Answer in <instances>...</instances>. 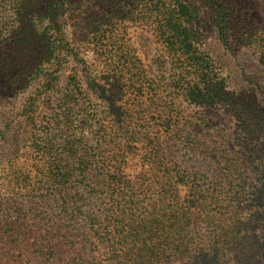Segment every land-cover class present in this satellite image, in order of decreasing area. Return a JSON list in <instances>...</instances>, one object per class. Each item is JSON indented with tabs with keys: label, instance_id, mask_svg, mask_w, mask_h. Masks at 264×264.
Returning <instances> with one entry per match:
<instances>
[{
	"label": "trees",
	"instance_id": "obj_1",
	"mask_svg": "<svg viewBox=\"0 0 264 264\" xmlns=\"http://www.w3.org/2000/svg\"><path fill=\"white\" fill-rule=\"evenodd\" d=\"M75 2L79 0H0V91L22 101L15 120L3 122L0 133L5 149L0 158V264H262L264 197L253 216L243 217L246 154L221 149L211 156L198 147L203 160L214 159L222 170L205 183L207 175L194 165L183 171L169 168V151L160 152L161 135L174 127L170 120L150 138L146 128L118 116L115 106L111 114L115 118L96 112L91 120L87 113L76 116L71 100L56 97V104L51 98L42 101L49 108L43 115L39 112L42 102L31 92L32 84L39 79L45 80L44 87L54 82L56 91L61 87L58 73L65 70L63 59L73 52L66 9ZM173 2L153 4L158 11L169 5L156 26L171 58L189 55L186 73L196 81L192 87L180 83L179 89L194 104L221 101L224 89L215 82L218 77L203 56L200 38L183 28V18L189 17L187 5ZM217 11L216 27L227 44L235 29L233 17L224 6ZM107 38L112 42V33ZM137 96L154 97L146 91ZM250 104L229 101L227 108L238 130L255 138L264 133V111ZM93 129L99 136L96 149L85 144ZM180 133L177 130L176 135ZM56 137L66 151L60 156L48 149ZM236 143L238 147L240 142ZM188 146L197 148L193 142ZM86 148L98 155L91 156ZM141 149L154 176L131 182L125 174L127 161L139 156ZM247 153L263 174L264 165L257 160L264 161V145ZM180 185L189 192V212H179L173 205V192L183 188ZM250 195L257 200V192ZM54 210L57 221L52 219ZM193 214L189 222L184 220Z\"/></svg>",
	"mask_w": 264,
	"mask_h": 264
},
{
	"label": "rangeland",
	"instance_id": "obj_2",
	"mask_svg": "<svg viewBox=\"0 0 264 264\" xmlns=\"http://www.w3.org/2000/svg\"><path fill=\"white\" fill-rule=\"evenodd\" d=\"M155 1L79 0L70 5L66 9L67 40L73 52L63 59L66 62L65 70L58 73L61 87L56 91L55 82L44 87L45 80L37 79L32 84L31 92L38 93L41 102L51 98L56 104V97L63 98L62 102L71 100L72 106L76 108V116L87 113L91 120L96 112L115 118L111 115L115 106L118 116L135 126L146 128V134L150 138L160 134L158 127L162 122L170 120L174 127L172 132L161 135L160 152L169 151V168L183 171L194 165L199 172L207 175L203 178L205 183L214 181L222 170L213 162L214 159L203 160L202 149L197 154L198 147L206 148L211 156L221 149H228L231 155L246 154L247 159L244 158L245 166L242 169L243 217L246 220L253 216L264 197V173L258 171L259 164L254 166V157L248 159L247 153L254 146L258 148L264 145V133L252 138L238 130V123L227 108V103L246 102L248 106L250 102L251 107L258 104L264 111V0L173 2L176 6L187 5L189 17L183 18V28L190 31L191 37L192 31L197 33L202 51L206 53L203 56L210 61L214 74L218 77L215 82L224 89V99L206 105L191 103L179 89L180 83L191 84L192 87L196 78L191 73H186L191 64L189 55L177 60L172 59L168 53V45L157 31L156 20H164L161 13L166 12L169 5L158 11L153 4ZM221 6H224L226 12L229 11L235 25L227 44L220 38L216 27L215 13ZM111 33L113 40L108 43L107 36ZM83 62L87 69H83ZM142 91H146L148 96H154L152 101L138 97L137 94ZM11 98L13 97L9 91H0V133L4 131L2 123L7 122V119L15 120L16 114L21 110L22 101L18 97ZM47 107L42 102L39 112L43 115ZM107 121L106 119L105 122ZM17 124L18 121H14L13 125ZM177 130L181 131L179 135H176ZM94 132L93 129L92 133H87L85 144L96 149L99 136ZM237 141L240 142L238 147ZM61 142L62 139L56 137L54 147L48 148L49 152L54 151L58 156L65 154V147ZM189 142H193L197 148H189ZM2 145L0 137V158L5 150ZM245 147L249 150L246 151ZM88 151L91 156L98 155V151ZM143 151L141 149L137 152L139 156H130L127 161L125 174L131 182L154 176L152 166L147 165L142 156ZM257 161L264 165V161ZM221 178L222 176L219 177ZM180 186L183 188L179 187L176 193L172 190L175 199L173 205L179 208V212H189V192L184 185ZM93 188L98 189L94 185ZM252 191L257 192L256 201L250 195ZM52 215V219L57 221V210ZM193 217L194 214L184 216V220L189 222ZM190 226L192 232V222ZM148 236V233L143 234L145 240Z\"/></svg>",
	"mask_w": 264,
	"mask_h": 264
}]
</instances>
